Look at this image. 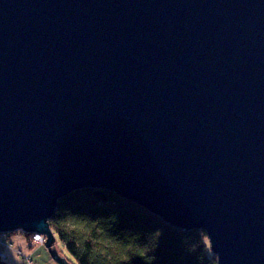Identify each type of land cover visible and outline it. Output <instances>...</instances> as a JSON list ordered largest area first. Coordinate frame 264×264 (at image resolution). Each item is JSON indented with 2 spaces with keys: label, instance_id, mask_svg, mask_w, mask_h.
<instances>
[{
  "label": "water",
  "instance_id": "95a60500",
  "mask_svg": "<svg viewBox=\"0 0 264 264\" xmlns=\"http://www.w3.org/2000/svg\"><path fill=\"white\" fill-rule=\"evenodd\" d=\"M87 188L264 264V0H0V234Z\"/></svg>",
  "mask_w": 264,
  "mask_h": 264
},
{
  "label": "trees",
  "instance_id": "16d2710c",
  "mask_svg": "<svg viewBox=\"0 0 264 264\" xmlns=\"http://www.w3.org/2000/svg\"><path fill=\"white\" fill-rule=\"evenodd\" d=\"M49 224L71 264L218 263L205 231L180 229L110 190L70 193Z\"/></svg>",
  "mask_w": 264,
  "mask_h": 264
},
{
  "label": "rangeland",
  "instance_id": "374dc122",
  "mask_svg": "<svg viewBox=\"0 0 264 264\" xmlns=\"http://www.w3.org/2000/svg\"><path fill=\"white\" fill-rule=\"evenodd\" d=\"M35 234L25 236L21 231L0 234V242L10 250L7 264H58L45 244L46 236L41 235L40 238H36ZM54 237L56 241L54 246L52 245L53 249L60 257L71 259L63 243L55 235Z\"/></svg>",
  "mask_w": 264,
  "mask_h": 264
},
{
  "label": "bare ground",
  "instance_id": "6f19581e",
  "mask_svg": "<svg viewBox=\"0 0 264 264\" xmlns=\"http://www.w3.org/2000/svg\"><path fill=\"white\" fill-rule=\"evenodd\" d=\"M61 202V201H60ZM57 211V210H56ZM51 231H52V229H51ZM189 231H194V230H189ZM52 234H53V236L55 235L54 233H53V231H52ZM35 235H37V236H41L42 234H39V233H36ZM44 237H45V235H44ZM47 241V239H45V242ZM55 241H56V239H55ZM55 241H53V246H54V244H55ZM211 244V243H210ZM10 250H9V248H6V245L5 244H3V245H0V252L2 253V254H4V258H1L0 257V259L1 260H4V261H7L8 260V252H9ZM215 255V254H214ZM216 256V255H215ZM217 257V256H216ZM217 262H218V258H217ZM218 264V263H217Z\"/></svg>",
  "mask_w": 264,
  "mask_h": 264
},
{
  "label": "built area",
  "instance_id": "2783aa9c",
  "mask_svg": "<svg viewBox=\"0 0 264 264\" xmlns=\"http://www.w3.org/2000/svg\"><path fill=\"white\" fill-rule=\"evenodd\" d=\"M36 238H40V236H37V235H36ZM3 244H4V243H1V242H0V245H3ZM0 257H1V258H4V254H2L1 252H0Z\"/></svg>",
  "mask_w": 264,
  "mask_h": 264
}]
</instances>
